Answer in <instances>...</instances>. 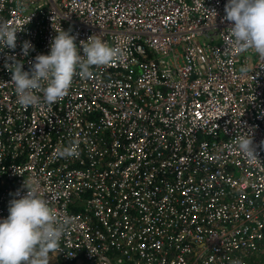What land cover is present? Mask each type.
<instances>
[{"label":"built area","instance_id":"2783aa9c","mask_svg":"<svg viewBox=\"0 0 264 264\" xmlns=\"http://www.w3.org/2000/svg\"><path fill=\"white\" fill-rule=\"evenodd\" d=\"M56 261L264 264V0H0V264Z\"/></svg>","mask_w":264,"mask_h":264},{"label":"clouds","instance_id":"9594fccd","mask_svg":"<svg viewBox=\"0 0 264 264\" xmlns=\"http://www.w3.org/2000/svg\"><path fill=\"white\" fill-rule=\"evenodd\" d=\"M21 254H22V253H21ZM54 263L63 264V263H61L60 261H56V262H54ZM54 263H49V264H54ZM72 263L80 264V263H76V262H72ZM40 264H46V263L41 262ZM83 264H84V263H83Z\"/></svg>","mask_w":264,"mask_h":264},{"label":"trees","instance_id":"16d2710c","mask_svg":"<svg viewBox=\"0 0 264 264\" xmlns=\"http://www.w3.org/2000/svg\"><path fill=\"white\" fill-rule=\"evenodd\" d=\"M63 264H75V263H63Z\"/></svg>","mask_w":264,"mask_h":264},{"label":"water","instance_id":"95a60500","mask_svg":"<svg viewBox=\"0 0 264 264\" xmlns=\"http://www.w3.org/2000/svg\"><path fill=\"white\" fill-rule=\"evenodd\" d=\"M54 264H58V263H54Z\"/></svg>","mask_w":264,"mask_h":264},{"label":"rangeland","instance_id":"374dc122","mask_svg":"<svg viewBox=\"0 0 264 264\" xmlns=\"http://www.w3.org/2000/svg\"><path fill=\"white\" fill-rule=\"evenodd\" d=\"M85 264V263H84Z\"/></svg>","mask_w":264,"mask_h":264}]
</instances>
